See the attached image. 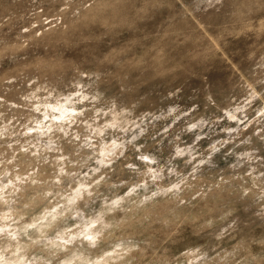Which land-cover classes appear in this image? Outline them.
<instances>
[{
    "label": "rangeland",
    "instance_id": "rangeland-1",
    "mask_svg": "<svg viewBox=\"0 0 264 264\" xmlns=\"http://www.w3.org/2000/svg\"><path fill=\"white\" fill-rule=\"evenodd\" d=\"M0 264H264V0H0Z\"/></svg>",
    "mask_w": 264,
    "mask_h": 264
}]
</instances>
